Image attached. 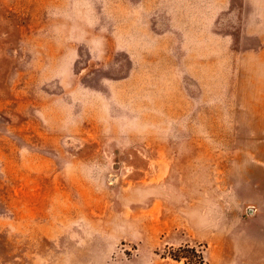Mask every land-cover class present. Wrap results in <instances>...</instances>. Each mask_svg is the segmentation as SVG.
Segmentation results:
<instances>
[{
	"label": "rangeland",
	"instance_id": "rangeland-1",
	"mask_svg": "<svg viewBox=\"0 0 264 264\" xmlns=\"http://www.w3.org/2000/svg\"><path fill=\"white\" fill-rule=\"evenodd\" d=\"M193 250L264 264V0H0V264Z\"/></svg>",
	"mask_w": 264,
	"mask_h": 264
},
{
	"label": "trees",
	"instance_id": "trees-1",
	"mask_svg": "<svg viewBox=\"0 0 264 264\" xmlns=\"http://www.w3.org/2000/svg\"><path fill=\"white\" fill-rule=\"evenodd\" d=\"M182 251H183V250H181L180 252H182ZM193 254H194V256H195V257L197 258V260H198V262L195 263V264H203V258H202V256L199 255V254H197V252L194 251V250H193ZM174 259L177 260V261H181V260H182V257L175 256Z\"/></svg>",
	"mask_w": 264,
	"mask_h": 264
}]
</instances>
